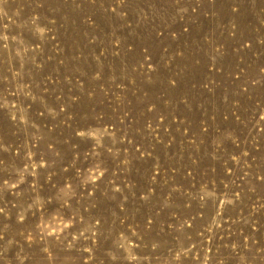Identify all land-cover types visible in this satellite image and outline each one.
<instances>
[{"label": "rangeland", "instance_id": "rangeland-1", "mask_svg": "<svg viewBox=\"0 0 264 264\" xmlns=\"http://www.w3.org/2000/svg\"><path fill=\"white\" fill-rule=\"evenodd\" d=\"M0 264H264V0H0Z\"/></svg>", "mask_w": 264, "mask_h": 264}]
</instances>
